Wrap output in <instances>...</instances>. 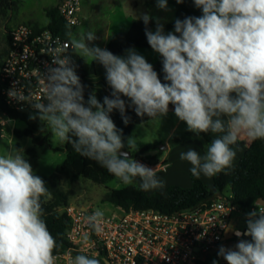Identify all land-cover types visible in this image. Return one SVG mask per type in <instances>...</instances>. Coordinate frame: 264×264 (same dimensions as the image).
Returning a JSON list of instances; mask_svg holds the SVG:
<instances>
[{"label": "clouds", "instance_id": "9594fccd", "mask_svg": "<svg viewBox=\"0 0 264 264\" xmlns=\"http://www.w3.org/2000/svg\"><path fill=\"white\" fill-rule=\"evenodd\" d=\"M183 0H177L182 3ZM200 16L174 21V31L165 33L159 18L148 13L139 19L151 49L162 57L163 82L143 55L128 48L115 55L107 48L89 46L96 33L75 37L69 30L62 48L91 63L103 66L111 94L97 99L95 92L84 98V86L69 55L55 50L54 67L44 73L45 100L31 102L19 89L9 97L28 101L52 137L70 144L73 151L105 168L123 185L138 182V190H162L165 183L155 169L130 157L137 146L117 128L111 113L118 110L123 122L126 109L148 120L161 119L173 106L187 130L211 134L201 153L190 147L180 159L190 163L191 174L214 177L229 169L236 157L234 147L241 136L264 140V0H193ZM167 10V0H156ZM155 20V30L149 28ZM122 97L127 98V100ZM127 148L128 151H122ZM46 182L35 173L23 147L0 152V264H56L60 246L44 219L41 198ZM264 200L254 201L246 214V231L232 247L219 246L217 255L227 264H264ZM96 233L103 231L104 212L96 209L86 217ZM87 239V236H85ZM71 264H108L107 259L77 254ZM217 264V261H213Z\"/></svg>", "mask_w": 264, "mask_h": 264}, {"label": "built area", "instance_id": "2783aa9c", "mask_svg": "<svg viewBox=\"0 0 264 264\" xmlns=\"http://www.w3.org/2000/svg\"><path fill=\"white\" fill-rule=\"evenodd\" d=\"M58 6L70 26L81 25L82 0H60ZM9 37L0 73L1 95L11 108L34 112L28 101L23 104L10 98L9 90L15 87L31 102H43L44 73L55 66L51 56L60 50L61 56L66 54L72 59V49L62 48L68 40L62 34L37 30L34 25L20 24ZM148 167L167 172L170 164ZM232 199L229 193L174 213L126 211L114 206L121 214L104 213L103 231L99 234L86 223V217L96 210L93 206L69 205L66 211L71 226L67 240L71 248L55 255L56 264H71L77 254L106 258L110 264H205L219 246L237 237L236 231H246L232 228L234 214L242 213Z\"/></svg>", "mask_w": 264, "mask_h": 264}, {"label": "trees", "instance_id": "16d2710c", "mask_svg": "<svg viewBox=\"0 0 264 264\" xmlns=\"http://www.w3.org/2000/svg\"><path fill=\"white\" fill-rule=\"evenodd\" d=\"M5 2L6 0H0ZM170 4L175 7L176 19H183L185 16H200L202 11L195 7L193 0H183L177 3V0H169ZM156 0H145L147 7H151ZM49 23L41 27L34 25L37 30L50 29L55 33L66 36L69 30L73 32L65 18L61 15L59 6L47 9L46 11ZM175 19V20H176ZM155 20L150 22L149 28L154 30ZM168 29H174V21L167 25ZM10 42V37H9ZM128 48L150 49L145 36V25L142 20H136L129 31L115 34L107 45V49L115 55H123ZM72 61L76 65V73L80 77L81 84L84 86V98L87 101L88 96L92 93L86 80L92 75H100L105 70L102 65L96 62L84 60L72 52ZM162 60L153 64L154 70L159 74L163 82ZM109 86V97L111 94ZM127 100V98L122 97ZM173 109L172 105H169ZM0 110L9 119L21 120L26 123L27 128L24 130H15V134L19 137H31L37 145L48 144V138H39L37 132L41 127L40 120L31 119V111H19L8 106L2 95L0 87ZM126 114L130 120L125 124L118 110H114L110 115L117 128L122 130V135L127 141L132 137L136 126L146 121L138 117L131 108L126 109ZM188 136L195 135L188 132ZM196 136V135H195ZM206 144L211 142V134L201 133ZM51 146V145H49ZM136 148L132 149V158L139 160L142 155L157 148L156 144L138 143ZM67 158L62 165L57 168L56 173L50 177H45L37 172L39 157L34 147L28 148L25 152L26 159L31 163L35 173L39 175L47 184L48 192L41 198L44 209V219L50 232L56 237L60 245L54 255L64 253L71 248V244L67 240V231L71 226V219L66 211L70 205V195L64 189V183L72 186L81 177L89 179L98 185H106L115 179L108 171L96 162L86 159L75 153L70 144H65ZM122 151H128L127 148ZM192 187L183 188L179 186H170L157 190L154 194L149 195L147 192L138 190V186L130 185L122 189H111L104 196V201L120 207L126 211L130 210H154L162 213H174L184 209L195 207L205 201L223 196L229 190L233 195L232 201L236 203L243 213H249L254 210V201L264 199V140H255L248 147L245 155L241 159L236 169L231 173L221 172L213 177L214 186L210 190L199 177L196 178L191 174ZM250 239L249 237H236L239 239ZM218 253V252H217ZM217 253L207 258L206 263L214 260L223 261ZM205 263V264H206Z\"/></svg>", "mask_w": 264, "mask_h": 264}, {"label": "rangeland", "instance_id": "374dc122", "mask_svg": "<svg viewBox=\"0 0 264 264\" xmlns=\"http://www.w3.org/2000/svg\"><path fill=\"white\" fill-rule=\"evenodd\" d=\"M60 0H6L0 1V73L3 61L7 56L9 49V34L10 32L20 24L39 25L41 27L46 26L49 23L46 11L49 8L59 5ZM85 10L88 12L87 19L81 22V25L73 28L72 34L80 38L86 32L92 31L96 33L97 39L93 41V46H99L102 48L101 42L108 35L113 33H122L129 31L131 23L135 19L148 13L155 18H159L160 23L163 24L165 33L174 31V29H168L165 26L166 21H175L176 12L175 7L168 2V12L163 16L162 9L160 10L157 5L154 8L147 7L145 0H134L137 6L134 9L128 6L129 0H82ZM158 8L160 13L158 14ZM156 24L154 26L155 30ZM139 54L143 55L150 64L162 60V57L150 49H136ZM178 122V118L174 114V110L169 108V112L161 119L150 120L147 123H140L136 126L131 139L135 141V144H156L157 148L151 149V151H160L165 149L168 144L166 138L169 135L171 129ZM27 128L25 122L21 120H12L4 115L0 110V152L6 149L16 146L23 147L24 152L28 148L34 147L37 150L39 157V164L37 172L45 177H50L56 173L57 168L64 163L67 158L65 151V144L59 143L52 137V133L47 131L43 124L37 132L39 138H48V144L37 145L33 142L31 137L19 138L15 134V130H24ZM187 125L185 122H181L177 127L176 132L172 136V140L169 143H175L178 138L182 142L198 139L203 145H206L205 140L202 137L195 135L188 136ZM212 140V139H211ZM26 157V154H25ZM145 159L140 158L141 162ZM143 162V161H142ZM208 181V180H207ZM138 186V182L133 184ZM64 189L70 195V205L75 207L93 206L95 209H101L105 214H121V212L114 206L109 205L104 201V196L107 191L111 189H122L130 185H123L118 180L113 179L106 185H98L93 181L81 177L72 186H68L64 183ZM230 191L227 190L224 196L229 195ZM246 214L236 213L232 220V228L245 230L246 229ZM238 241L232 238L224 245L226 247L234 246ZM217 261V264H227L225 260ZM206 264H213L208 262Z\"/></svg>", "mask_w": 264, "mask_h": 264}, {"label": "crops", "instance_id": "0c3cea01", "mask_svg": "<svg viewBox=\"0 0 264 264\" xmlns=\"http://www.w3.org/2000/svg\"><path fill=\"white\" fill-rule=\"evenodd\" d=\"M169 1V0H168ZM60 2V1H59ZM83 3V1H82ZM170 3V2H169ZM137 6V3L134 0H129L128 1V6L131 8ZM146 5V4H145ZM156 3L151 6L150 8H154ZM155 9H158L157 7ZM161 10V9H160ZM160 10L158 9V14L160 13ZM168 12L167 10H162L163 16H165ZM88 12L85 10L83 4H82V10H81V22H83L87 19ZM136 20H141V19H135L133 23ZM173 22V21H171ZM169 21L165 22V26L169 23ZM131 23V26L132 24ZM156 24V22H155ZM131 28V27H130ZM117 33H113L112 35H108L107 37L104 38V40L101 42L102 48H107V45L111 38ZM89 46H93V41L89 42ZM125 54V53H124ZM123 54V55H124ZM90 62V61H89ZM86 83L91 90V92H95L97 99L103 102V98L105 96H109V85L107 84L106 78H105V71L101 73L100 75H92L90 76L87 80ZM150 120H146L141 123H147ZM182 121H179L174 125V127L171 129L169 135L166 138V142L168 144L167 148L162 149L160 151L154 150V151H148L144 155L141 156V158L145 159L142 160L145 165L147 166H159V164L167 162L170 164V168L167 172H161V171H156L157 176L162 179L165 183V187H170V186H179L183 188H191L192 187V178H191V172H190V163L187 161H182L180 159V153L181 152H186L190 147H194L197 149V151H200L203 153L204 148L203 144L200 142L198 139L194 140H189L186 142H182L180 138L176 140L175 143H169L172 140L173 134L176 132L177 127L180 125ZM140 124V123H139ZM138 124V125H139ZM211 139L214 138L212 135L210 137ZM253 141H250L246 136H241L240 139L238 140L237 144L234 147V150L236 151V157L234 161L232 162V165L229 169H226V173H231L233 172L238 164L240 163L241 159L245 155L248 147L252 144ZM200 178L203 180L204 184L210 189H213L214 186V179L213 177L209 178L204 176L203 174L200 176ZM208 180V181H207ZM157 191V190H156ZM156 191H150L147 192L149 195L154 194ZM111 206H115L111 203H108ZM243 213V212H242Z\"/></svg>", "mask_w": 264, "mask_h": 264}, {"label": "water", "instance_id": "95a60500", "mask_svg": "<svg viewBox=\"0 0 264 264\" xmlns=\"http://www.w3.org/2000/svg\"><path fill=\"white\" fill-rule=\"evenodd\" d=\"M167 148V147H166ZM129 155H130V157L132 158V153H129ZM261 200H264V199H261ZM261 203H264V201H261ZM108 264H110L109 262H108Z\"/></svg>", "mask_w": 264, "mask_h": 264}]
</instances>
